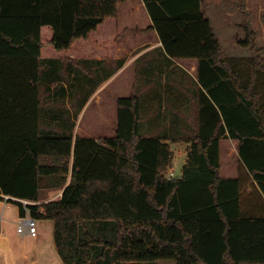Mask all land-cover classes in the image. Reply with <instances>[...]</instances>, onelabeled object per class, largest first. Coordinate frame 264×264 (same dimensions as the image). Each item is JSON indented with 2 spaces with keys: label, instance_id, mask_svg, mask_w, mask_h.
Wrapping results in <instances>:
<instances>
[{
  "label": "trees",
  "instance_id": "16d2710c",
  "mask_svg": "<svg viewBox=\"0 0 264 264\" xmlns=\"http://www.w3.org/2000/svg\"><path fill=\"white\" fill-rule=\"evenodd\" d=\"M127 1L0 0V201L9 195L39 202L43 191L64 189L58 200L27 207L33 218L55 221L66 264H264V93L257 87L264 56L248 14L238 43L252 56L229 58L204 0H144L152 25L134 32H156L168 59L198 61L207 101L201 113L210 116L205 130L176 139L142 134L136 85L130 96L115 98L114 137L74 139L42 121L53 92L46 79L57 76L47 70L45 78L44 61L81 66L100 58L119 68L123 61L115 59L130 30L119 32L118 21ZM240 61L249 62L246 76ZM80 80L88 98L98 84ZM54 93L59 111L66 105L58 104L61 89ZM226 132L239 142L237 178L223 177ZM166 140L193 143L181 177H167L174 152ZM10 203L26 215L23 203ZM103 220L116 222L113 240L86 230V222Z\"/></svg>",
  "mask_w": 264,
  "mask_h": 264
},
{
  "label": "crops",
  "instance_id": "0c3cea01",
  "mask_svg": "<svg viewBox=\"0 0 264 264\" xmlns=\"http://www.w3.org/2000/svg\"><path fill=\"white\" fill-rule=\"evenodd\" d=\"M122 7L130 11L129 16H126L128 25H125L127 23L124 25L121 23ZM139 11L144 14L143 21L145 27L137 28L145 30L152 25V20L147 12L144 0H128L120 5V27H118V30L119 32H122L123 29L130 30L126 34L124 42L119 47L115 59V62H123L119 68H116V63L101 64L103 66L101 69L103 80L97 85L88 98H84L80 108V103L74 104L73 97L77 90L79 91L82 89L85 91L87 84L85 81L81 80V82L78 81L73 83L70 80V76L76 77L74 76L73 69L77 67L85 68V63L83 64L81 62L82 65L80 66V63L66 65V63L61 61V63H55L52 60L44 61L43 71L45 67L50 73H55L58 77L61 75L60 80L51 85L46 82V85H49L53 91L48 98H52L53 102H55L54 92L56 90L55 83H57L61 85L62 105H66L64 111H55L58 110L56 109L57 103H53L48 108L43 109L42 121L46 120L47 115L50 114V120L54 119L63 122V127H65L61 128L56 124H48L50 132L63 131L65 134H72L74 139H76L77 135L86 138H96L98 140L104 137H114L118 122V107L115 98L130 96L133 93L135 85L137 88V75L139 74H141L142 88L145 89L146 119L149 118L148 120H150L148 121L145 119V123L148 121L146 130L150 131L149 133H155L154 136L158 137L176 139L205 130V125L203 124L205 122L203 121L209 120L208 118H210V116H208L205 111L201 113L202 106L203 104L205 105L207 101L197 80L198 61L196 59H168L156 32L135 33L134 30L136 28H132V26L137 24L139 19L137 15ZM205 13L210 18L214 30L215 19L212 12H207L205 10ZM135 19H137V21ZM230 19L229 13L226 14L225 22ZM236 20L237 21L233 24L231 23L232 25L230 26L231 28L235 27L239 30L240 28L238 27H242L244 17L243 21H241L240 17ZM232 30L233 28L231 31ZM221 43L226 56L229 58H235L232 56H236L238 53L251 52L249 47H244L242 45L238 46L237 43H235L236 47L234 46L232 51L227 53V45L223 39ZM244 56L245 55H243V58H249L252 56V52L250 56ZM262 56H264V54H262ZM94 59L101 62L100 58ZM67 66L71 72L64 75ZM89 66L92 67L91 65ZM97 68L100 70L99 66H97ZM81 78L84 79L85 76ZM57 99H60V97ZM142 103L143 100L141 98V106ZM76 109H78L77 115ZM87 116H91L89 119L93 121V130L86 127L88 120ZM228 134L229 133L226 132L220 141L223 177L237 178L240 176L242 167L239 161V142L230 138ZM166 142L170 143L171 147L175 145L178 150V155L185 158L184 167L193 143L177 140H166ZM181 176L182 172L178 177ZM255 184L257 185L256 182ZM63 190L62 188L52 190L48 195L52 198L54 197V193L58 192L56 196L60 195L58 198L60 199L63 195ZM10 201L36 203L9 195H4V200L0 201V230L2 231V234H0V264H66L57 251L55 234L53 233V236L47 237L43 232L42 224L39 223L38 234L35 237L18 235L17 222L20 218V209L18 205L10 203ZM2 203H5V205ZM37 203H46V200L41 199V201ZM250 203L251 201L249 204ZM254 211L253 215L260 214L257 210ZM10 216L11 218H9ZM38 220L41 222L49 221L46 219ZM6 223H11V225H7ZM132 263L134 262H119L114 260L96 262L94 259H91L85 264Z\"/></svg>",
  "mask_w": 264,
  "mask_h": 264
},
{
  "label": "rangeland",
  "instance_id": "374dc122",
  "mask_svg": "<svg viewBox=\"0 0 264 264\" xmlns=\"http://www.w3.org/2000/svg\"><path fill=\"white\" fill-rule=\"evenodd\" d=\"M204 9L208 12L211 11L213 14V17L215 19V25H214V30L216 35L218 36V38L220 39V41H222V39L224 40L225 44L227 45V53H229L230 51H232L233 47H236V44L238 46H241L238 43V39H243L246 34L245 31L242 29V27H238L240 28L239 30H237V28L232 27L233 30L231 31V26L234 22H236L239 17L241 19V21H243V17H245L246 14H248L249 17V22L251 23L250 26L253 29V31L255 32V43L257 44V46L259 48L262 49V54H264V0H204ZM121 13H122V24L124 25H128V20L126 16H129L130 11H127L125 7L121 8ZM230 15L231 19L227 22H225V15L228 14ZM137 17L139 18L138 21L137 19H135L137 21V24H134L132 26V28H141V27H145L144 24V14L139 11ZM120 21V20H119ZM118 21V27H120V22ZM232 23V24H231ZM129 27V26H128ZM230 29V30H229ZM242 30V31H241ZM124 31V29H123ZM244 31V32H243ZM49 46V45H46ZM45 46V47H46ZM243 51V50H241ZM240 51V52H241ZM250 53H238L236 56H232L235 57L237 59H244L243 55H245L244 57H248V55L250 56ZM233 54V52H232ZM242 54V55H241ZM241 57V58H238ZM63 63H66V65H72V63L68 62V61H63V60H59ZM88 60H83L82 63L85 65V68H80L77 67L76 69L74 68V76L76 77H71L70 76V80L74 83V82H78L82 76H86L90 81H93L94 84H100L103 80V77L101 75L102 73V64L96 60V59H91L90 62H87ZM96 61V62H95ZM238 65L237 67L239 68V70L242 71L243 75H247L248 69H249V62L245 61V62H237ZM106 64V63H105ZM183 64V63H182ZM89 65H91L92 67H90ZM180 65V64H178ZM97 66H99L100 70H98ZM46 68L44 67V74L46 73ZM66 73H64V75L69 74L70 69L65 68ZM63 75V76H64ZM46 78V74L44 75ZM139 76V77H138ZM102 77V78H101ZM59 77L58 76H54V78H49L46 79L48 84H52L56 81H58ZM137 88H138V92L140 94V97L143 100L142 106H141V116H142V124H141V133L142 134H148V135H153L155 133H149L150 131L146 130L147 128V123L149 118L146 119V111H145V89L142 88V80H141V74L137 75ZM76 84V83H75ZM55 89L57 91H59V89H61V85L55 83ZM48 85H46L47 87ZM258 90L259 91H263L264 93V76L262 77L261 81L258 83ZM76 91V90H75ZM86 97L85 95V91L80 89L79 91L77 90L74 97H73V102L74 104H79V108L82 105V101L84 100V98ZM264 97V96H263ZM264 101V98H263ZM49 105L53 104V103H57V102H53L52 98L48 99ZM71 102V101H70ZM61 96L60 99L58 101V104H61ZM58 107V106H57ZM61 110L64 111V106L60 107ZM58 111V110H55ZM60 111V110H59ZM61 113V112H59ZM91 116H87L88 120H87V126L89 127L91 130H93V121L92 119H89ZM50 118V114L47 115L46 120H43L44 123L46 124H53V125H58L61 128H65L63 127V122H59L57 120L54 119H49ZM145 119L148 120L145 123ZM90 126H89V125ZM52 133H56V131H52ZM58 133V132H57ZM175 146V145H174ZM172 147V150L174 152V161H173V169L171 171L172 174H174L175 177L180 176L181 172H182V167L184 165L185 162V158L183 156H179L178 155V150L177 147ZM177 150V151H176ZM50 193V191H43L42 192V200H46V203L50 202V201H54V200H58L59 196H56V194L58 192L54 193V197L50 198V196L48 195ZM62 193V192H61ZM17 204H20L22 202L19 201H15ZM5 204V203H3ZM39 203H33V205H37ZM11 218V216L9 217ZM38 221V225L39 223L43 225V232L47 237H51V235L54 233V228H55V221L54 220H49V221ZM7 225H11V223H6ZM86 230H88L90 232V234H92L93 236L97 237V238H101L103 240H113L116 237V230H117V224L115 221L112 220H103V221H88L86 222ZM53 236V235H52ZM99 249H97V251H99V255L105 253L106 254V250L104 249L103 246H98ZM96 260V259H95ZM132 264H176L175 260H159L156 263H151V262H135Z\"/></svg>",
  "mask_w": 264,
  "mask_h": 264
},
{
  "label": "built area",
  "instance_id": "2783aa9c",
  "mask_svg": "<svg viewBox=\"0 0 264 264\" xmlns=\"http://www.w3.org/2000/svg\"><path fill=\"white\" fill-rule=\"evenodd\" d=\"M168 179L175 178L171 172L167 175ZM26 210L25 216H20L17 222V233L21 236H36L38 234V219L33 218L30 209L27 207L32 204L29 202H22Z\"/></svg>",
  "mask_w": 264,
  "mask_h": 264
},
{
  "label": "bare ground",
  "instance_id": "6f19581e",
  "mask_svg": "<svg viewBox=\"0 0 264 264\" xmlns=\"http://www.w3.org/2000/svg\"><path fill=\"white\" fill-rule=\"evenodd\" d=\"M1 204V203H0ZM3 204V203H2ZM5 205V204H4ZM16 213V212H15ZM8 214V213H7ZM13 216V215H12ZM15 216V215H14ZM7 217V216H6ZM16 217H17V215H16ZM8 220V219H7ZM16 220V219H15ZM0 234H2V231L0 230Z\"/></svg>",
  "mask_w": 264,
  "mask_h": 264
}]
</instances>
